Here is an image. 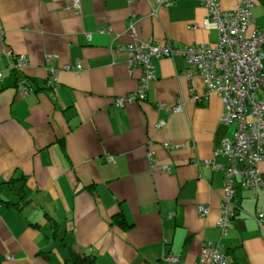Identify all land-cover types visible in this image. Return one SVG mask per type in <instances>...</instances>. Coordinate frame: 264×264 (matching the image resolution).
Here are the masks:
<instances>
[{
    "label": "crops",
    "instance_id": "1",
    "mask_svg": "<svg viewBox=\"0 0 264 264\" xmlns=\"http://www.w3.org/2000/svg\"><path fill=\"white\" fill-rule=\"evenodd\" d=\"M219 1L228 10L240 2ZM252 13L264 29V0ZM206 19L195 0H80L79 11L69 0H0V264H64L71 251L97 264H193L207 242L227 264H264V230L254 218L264 211V188L237 189L232 228L217 227L223 175L196 162H223L214 151L233 127L199 76L192 85L202 98L191 100L183 57L156 62L146 101L115 104L142 75L117 44H212ZM8 50L24 54L27 66L10 70ZM48 56L58 70L50 90L42 88ZM22 77L32 91L20 97ZM177 101L179 112L156 109ZM258 168L264 181V161ZM171 254L177 261L165 262Z\"/></svg>",
    "mask_w": 264,
    "mask_h": 264
},
{
    "label": "built area",
    "instance_id": "2",
    "mask_svg": "<svg viewBox=\"0 0 264 264\" xmlns=\"http://www.w3.org/2000/svg\"><path fill=\"white\" fill-rule=\"evenodd\" d=\"M176 0H155L157 5L167 6ZM206 10L207 26L215 32L216 39L212 44H190L176 46L171 39L154 41L151 38L138 40L133 43L117 44L123 52L129 67H140L142 75L138 89L126 95L115 98L118 107L125 103H141L147 100L149 85L156 79V62L162 58L174 56L183 57L186 67L183 71L188 81V91L193 102L198 103L201 96L195 93L192 78L199 76L203 79L206 94L215 93L222 103L221 122L232 126L229 137L221 140L214 155L225 160L217 162L205 159L196 164L203 165L223 175L222 198L217 227L222 234L232 228L235 215L233 203L237 189L257 193L264 188L258 164L264 161V29L255 25L253 7L255 0H240L235 9H224L219 0H195ZM76 11L80 9V0H69ZM1 31V27H0ZM89 39V35H86ZM9 69L20 71L28 64L24 54L6 52ZM53 57H46L48 64L47 76L42 84L43 89L50 90L58 82V70L50 63ZM78 63L74 67L64 66V70L77 71L81 68ZM4 73L0 72V82ZM16 92L20 97L32 91L29 79L22 77L16 82ZM157 110L167 113L179 112L182 103L177 101L172 106L164 103L156 104ZM164 121H158L160 128ZM167 149L178 148L173 143H164ZM152 159L151 156L148 158ZM166 170V168L164 167ZM201 216L208 213V208L199 206ZM257 224L264 230V211H258L254 216ZM175 255H167L164 261L174 263ZM227 255L219 246L207 242L203 245L198 260L193 264H227Z\"/></svg>",
    "mask_w": 264,
    "mask_h": 264
},
{
    "label": "trees",
    "instance_id": "3",
    "mask_svg": "<svg viewBox=\"0 0 264 264\" xmlns=\"http://www.w3.org/2000/svg\"><path fill=\"white\" fill-rule=\"evenodd\" d=\"M113 223H116L123 228L130 226L125 223V220L122 216L113 217ZM64 264H97V262L93 256L78 254L75 251H71Z\"/></svg>",
    "mask_w": 264,
    "mask_h": 264
}]
</instances>
